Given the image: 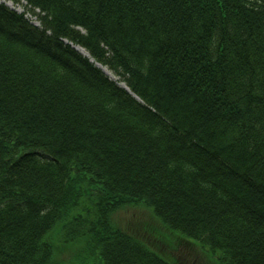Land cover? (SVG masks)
I'll list each match as a JSON object with an SVG mask.
<instances>
[{"label": "trees", "instance_id": "obj_1", "mask_svg": "<svg viewBox=\"0 0 264 264\" xmlns=\"http://www.w3.org/2000/svg\"><path fill=\"white\" fill-rule=\"evenodd\" d=\"M12 1L0 264H264V0Z\"/></svg>", "mask_w": 264, "mask_h": 264}, {"label": "rangeland", "instance_id": "obj_2", "mask_svg": "<svg viewBox=\"0 0 264 264\" xmlns=\"http://www.w3.org/2000/svg\"><path fill=\"white\" fill-rule=\"evenodd\" d=\"M0 1H6L7 4L13 5V4H11V1H9V0H0ZM17 8H18L19 11L23 10L22 6H20V7L17 6ZM31 19H32V21H35L34 17H31ZM109 74L111 76L115 77L111 72H109ZM115 79L117 80L116 77H115ZM128 211L129 212H126V213L122 212L121 213V217H123V218L131 217V218L136 219L137 221H143V222L154 221V220H151L152 215L147 210H144V209H130Z\"/></svg>", "mask_w": 264, "mask_h": 264}]
</instances>
